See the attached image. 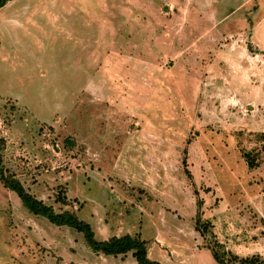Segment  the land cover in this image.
<instances>
[{
  "label": "rangeland",
  "instance_id": "1",
  "mask_svg": "<svg viewBox=\"0 0 264 264\" xmlns=\"http://www.w3.org/2000/svg\"><path fill=\"white\" fill-rule=\"evenodd\" d=\"M0 170L161 264L264 260V0L7 1ZM107 260L0 184V264H135Z\"/></svg>",
  "mask_w": 264,
  "mask_h": 264
},
{
  "label": "trees",
  "instance_id": "2",
  "mask_svg": "<svg viewBox=\"0 0 264 264\" xmlns=\"http://www.w3.org/2000/svg\"><path fill=\"white\" fill-rule=\"evenodd\" d=\"M7 1L9 0H0V7ZM186 141H188V139H186ZM243 157L248 168H252L255 165L254 160L249 153H244ZM181 164L183 166V173L189 178L190 173L186 168L184 156L181 158ZM0 184L4 188L13 191L28 212L34 215L43 216L47 221L54 225H65L72 228L74 231L81 233L86 246L95 255L101 254L114 257L120 255L123 257L127 253H130L136 264H161L157 260L148 257L146 241L136 234L110 236L104 240H96L90 225L77 218L75 212H55L50 205L36 199L32 194L27 192L14 175L3 174L0 170ZM56 200L62 205L67 204L64 189L62 187H60L57 192ZM195 203L197 211L194 218V228L199 231L200 235H203L209 225L207 221L201 220L200 213H198V207L200 206L201 200H196ZM208 249L210 250L211 256L216 264H264V260L257 254L240 257L229 251H224L222 245L216 241H212L209 244Z\"/></svg>",
  "mask_w": 264,
  "mask_h": 264
},
{
  "label": "crops",
  "instance_id": "3",
  "mask_svg": "<svg viewBox=\"0 0 264 264\" xmlns=\"http://www.w3.org/2000/svg\"><path fill=\"white\" fill-rule=\"evenodd\" d=\"M152 247H153V246H152ZM150 251H151V249H150V248H147V255H148L149 258H150ZM127 254H129V253H127ZM127 254H126V255H127ZM126 255H124L123 257H121L120 255L114 257V256H104V255H101V254H98V255H95V254H94V257H95V258L99 257L100 259H102V260L104 261V263H106V262H108L107 258L113 257L114 259L117 258L118 260L122 261V260H124V259L126 258ZM100 262H101V260H100ZM94 263H95V262H94ZM104 263H103V264H104ZM95 264H98V263H95ZM135 264H136V263H135Z\"/></svg>",
  "mask_w": 264,
  "mask_h": 264
}]
</instances>
